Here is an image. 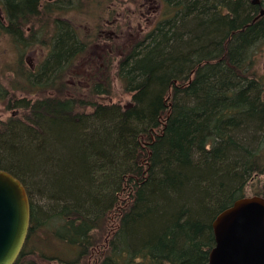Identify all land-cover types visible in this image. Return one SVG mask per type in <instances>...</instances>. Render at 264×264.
Listing matches in <instances>:
<instances>
[{
    "label": "trees",
    "instance_id": "trees-1",
    "mask_svg": "<svg viewBox=\"0 0 264 264\" xmlns=\"http://www.w3.org/2000/svg\"><path fill=\"white\" fill-rule=\"evenodd\" d=\"M159 1L166 9L154 27L115 45L110 66L97 64L86 100L61 95L59 82L90 35L52 19L60 2L0 0L7 32L18 20L51 19L50 55L21 74L31 89L60 94L16 101L9 109L21 114L0 123V170L22 181L31 203L14 264L48 259L29 250L38 234L45 248L68 245L79 258L106 240L102 264H209L217 215L250 193L264 197V0ZM112 67L132 96L126 106L96 99L112 94Z\"/></svg>",
    "mask_w": 264,
    "mask_h": 264
},
{
    "label": "rangeland",
    "instance_id": "rangeland-1",
    "mask_svg": "<svg viewBox=\"0 0 264 264\" xmlns=\"http://www.w3.org/2000/svg\"><path fill=\"white\" fill-rule=\"evenodd\" d=\"M63 5V10L55 11L52 19L56 16H61L71 20L76 27L85 31L86 34L91 33L96 36V43L98 48L94 49V44L88 49L83 58L78 61V64L70 68L69 74L63 75L59 85L64 83L66 87L61 95L72 96L76 94L78 98H88V91L93 87L98 78H94L98 71L97 64L109 65L112 57L115 55L113 49L115 45L123 46L131 40H136L144 35L146 31L153 28L157 19L165 11V6L159 0H59ZM44 5L51 3L57 4V0H43ZM141 5V6H140ZM0 6V18L4 17V12ZM59 12V14H58ZM47 15L33 18L32 23H27L33 27L34 36L30 39H37V42L47 41L45 44H33L31 48L24 51V47L19 42H15L13 37L0 28V91L6 92V96L0 99V123L7 122L12 116H18L22 110L17 108L9 109V105L15 104L16 101L24 100L30 101L32 99H42L50 95H60L55 93L52 88H42L38 84L36 88L31 89L30 83L23 75L28 72H38L40 63L46 57V49L49 48V30L48 32H39L41 28L47 24L51 26V19ZM113 27H106L108 21H113ZM35 21V23H34ZM79 24L83 26L79 27ZM5 26V23H0ZM101 31L110 33L107 36L99 37ZM31 43V42H30ZM108 46V48H107ZM116 47V48H117ZM264 47V45H263ZM34 53L31 51L35 50ZM106 51V52H105ZM89 57V58H88ZM259 57V71L264 73V48L258 54ZM107 60V61H106ZM83 62L85 64H83ZM105 63V64H104ZM23 72V75L21 74ZM112 76V94L101 95L97 97L99 101L104 103H115L126 106L131 102L132 96L130 93L125 92L122 84L114 70L109 73ZM54 88V87H53ZM56 88V87H55ZM31 89V90H30ZM56 90V89H54ZM260 184H252L250 192L259 189ZM248 196H256L255 193H250ZM117 216L112 213L109 217L110 229L115 227ZM106 229H103L101 238L105 240L106 235L109 234ZM39 235V236H38ZM31 240L29 250L35 248L45 249V254L48 259L42 261L43 264H68L74 262L77 256L68 245H61L56 242H43L48 243V246H42L39 243L42 236L38 234ZM40 238V239H39ZM40 245V246H39ZM41 252L38 253V255ZM74 253V254H72ZM58 256V259L53 258ZM89 256L82 258L81 264H89L87 260ZM88 258V259H87ZM48 260V261H47ZM57 260L58 262H55ZM92 264L96 263L91 261Z\"/></svg>",
    "mask_w": 264,
    "mask_h": 264
},
{
    "label": "water",
    "instance_id": "water-1",
    "mask_svg": "<svg viewBox=\"0 0 264 264\" xmlns=\"http://www.w3.org/2000/svg\"><path fill=\"white\" fill-rule=\"evenodd\" d=\"M30 224L31 203L25 185L0 170V264L16 262ZM212 228L215 246L209 264H264V197L238 199L217 215Z\"/></svg>",
    "mask_w": 264,
    "mask_h": 264
},
{
    "label": "flooded vegetation",
    "instance_id": "flooded-vegetation-1",
    "mask_svg": "<svg viewBox=\"0 0 264 264\" xmlns=\"http://www.w3.org/2000/svg\"><path fill=\"white\" fill-rule=\"evenodd\" d=\"M42 2H43V0H42ZM57 2H59V0H57ZM42 5L44 6V3ZM2 10H3V8H2ZM2 10H1V12H2ZM3 12H4V10H3ZM4 14H5L4 17L0 18V23H2V24L5 23V26L0 25V28L2 30H4L6 33L10 34L13 37V39H14L15 42H17V43L19 42L20 44H22V46L25 48L24 51L27 48H31L32 45H35V44L37 45V44H40V43L41 44H45L47 42V41H42V42H37L36 43V41H35V40H37L36 38L35 39H30V37L34 36L33 33H35V30L33 32V27L31 25H28L27 23L24 24L22 20H18V23H17L18 26H14V30L7 32L6 27H9L12 21L9 20V18L6 15V12H4ZM58 14H59V12H58ZM63 18L60 19V20L63 21L64 20ZM113 23H115L114 20L113 21H108V23H106L105 26L112 28L113 27ZM81 26H83V25L82 24H79V27H81ZM17 30H20L21 32H23L22 38H23V41L24 42L23 41H20L19 39H17L19 37L18 36L19 33L17 32ZM48 30H49V24H48V27H47V24H46V25H44L41 28V30L39 32H44V33L46 32L47 33ZM31 32H33V33H31ZM35 34H37V33H35ZM109 34L110 33H107V31H101V33L99 34V37H103L104 35L107 36ZM87 35H90V39L93 41V44H94V45L92 44L94 46V49L98 48V43H96V36L93 35V34H91V33H88ZM33 40H34V43L35 44H33ZM51 48H52V46L49 44V48L46 49V57L40 63V65L38 67V70L40 69V67L42 66V64L45 62V60L48 58V56L50 55ZM107 48H108V46H107ZM34 51H36V49L33 50V51H31V52L34 53ZM83 64H85V63L83 62ZM99 65H100V63H99ZM99 245L103 246V248L97 247V246L96 247H92L91 250H90V253H88V255H87V256H89L88 257L89 259L87 258L88 259L87 260V263L92 264L91 261H93V262H96L94 264H102L103 256L106 254V250H105L106 248H104V247H107L108 246V243L105 240V242L103 244H99ZM82 258L83 257L77 258L74 262L68 263V264H81L80 262H83ZM55 262H58V261L55 260Z\"/></svg>",
    "mask_w": 264,
    "mask_h": 264
}]
</instances>
